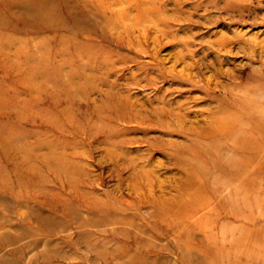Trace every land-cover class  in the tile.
<instances>
[{
  "label": "rangeland",
  "instance_id": "obj_1",
  "mask_svg": "<svg viewBox=\"0 0 264 264\" xmlns=\"http://www.w3.org/2000/svg\"><path fill=\"white\" fill-rule=\"evenodd\" d=\"M4 1L0 264H264V143L247 148L262 136L247 122L222 138L205 133L264 108V0H137L141 19L135 3L107 0L128 11L123 32L109 30L100 0ZM79 62L88 98L41 86L48 65L76 88ZM30 64L34 87L23 80ZM209 144L206 162L191 154ZM191 162L207 173L197 172L186 211L168 208Z\"/></svg>",
  "mask_w": 264,
  "mask_h": 264
},
{
  "label": "bare ground",
  "instance_id": "obj_2",
  "mask_svg": "<svg viewBox=\"0 0 264 264\" xmlns=\"http://www.w3.org/2000/svg\"><path fill=\"white\" fill-rule=\"evenodd\" d=\"M100 2H101V5L100 6L103 9H106L105 10L106 11V14H107L106 22H107V25L109 27V30H112L111 28H121V30H119V31L120 32H123L122 31V28L125 26V24L124 23H120V21H121L120 18H122V17H128V11H126L125 8L124 9L122 8V10H120V11H114L113 8H111V3H109L107 0H100ZM122 2H126V4H130V5H132L134 3L136 5H138L137 6V8H138V14H137L136 18L137 19H141V16L143 17V11L144 10H143L142 7H140V2L141 1H137V0L136 1L135 0H122ZM15 3H17L15 0H5L3 2L4 6H8V7H9V5H13V4L15 5ZM21 3L22 4H20V5H22V7L23 6L27 7L28 4H29V2H26V1L25 2H21ZM30 3L31 4H35L33 2H30ZM42 3L44 4L43 1H42ZM30 6H31V8L33 7L35 13L37 11H39V15H43V12L40 9H38V8H40L39 6H37V5H34V6L33 5H30ZM28 15L30 16V18H32L33 13L32 14H28ZM112 15H114V16H113V20L111 21V16ZM42 18H44V17H42ZM21 19L24 22H29L32 27H35V28L38 27V29H41V30H48L49 29V25L46 24V22H48V21L45 20V18L42 19V20L37 21V20L27 19L26 18V15H25V16H21ZM128 26H129V28H134V27H138V24L134 21V22L129 23ZM46 28H48V29H46ZM127 29H128V27H127ZM96 34L98 36H100L102 33L98 31ZM108 38H110V37H108ZM88 41L89 40H87V44L84 43L85 40H84V42L80 41L79 45L77 46L78 55H80V54L82 55V53H84V50L87 49L86 46L89 45L88 44ZM91 42H93V41L91 40ZM74 52H75V50H74ZM97 54H90V56L88 57V62H89V64L93 68H95L96 65H97V60H96L97 59ZM37 57H38V60L41 61V63L46 64L45 63L46 61H45V58L44 57H39V56H37ZM27 58L31 60V59H34L35 57H34V54H33L32 56L27 57ZM31 65L32 64H30L26 68V76H25V78H23V80L27 83V85H29L31 87H34L35 86V83H34L32 77L35 76V75H39L40 76V74ZM47 66H45L42 69V72L45 74V76L42 75V78H43L42 81L45 84V85L44 84L41 85L42 87L46 86L48 84V82H54V85H55L54 87H56L59 90H65L66 93H67V95L72 96V94H73V96H74V93L75 94L78 93L79 96L82 97V98H88L89 97V94L91 92V88L93 90V87H90L88 85V79L87 78L85 79V76H84V73H83V70L84 69L82 67V63H80V62L78 63V74H79L80 79H79V83L76 82V83H78V84H76L77 87L75 86L76 88H74V86L71 85V81L68 80V79H60L58 77H57V79H54L53 76H55L57 74H60V73L57 72V71H54L55 74L54 75L51 74V73H53L52 72L53 70L51 72H49ZM60 77H61V75H60ZM106 96L107 97L110 96V98L112 100L113 94L112 93H107ZM233 101H236L238 104L239 103H242V104L243 103H246L245 101H242L241 102L240 100H234V99H233ZM112 102L111 103L109 102L110 104H108V106H107L106 109H109L110 108V110H111V108L114 107V108L117 109L115 111V113H114V116H117L118 118H124L125 114L122 111H120V109H118L119 106L116 103L113 104ZM116 105H117V107H115ZM105 107L106 106H102L101 104L100 105H95V107L93 108V111H94V113L97 116L98 115L100 116V114L102 112H105L106 111L104 109ZM228 110H231L230 107L228 108ZM241 111H242L241 112L242 113L241 116L244 117V119L243 118L240 119V118L232 117V115H233L232 113H230V114L227 113V116H226V112H225V113H223V116L222 117H224V116L230 117L231 116L232 118L231 119L229 118V120H223V119H219V118L216 119L215 121H213V122L210 123V126L206 129L205 133L211 139H218L221 136H226V135L233 134L236 131V129H237V127H238L239 124H241L242 122H247V123L252 124L253 125L252 127H254V129L258 130V132H260V135L262 136L261 139L260 138H255L254 140L252 139L254 141L253 145L251 146L249 144L250 147H247V148L248 149H253V147L256 148L259 145H262L264 143V108L261 111H259V107L258 108H255L253 110V112H254L253 114L252 113H249L247 110H241ZM235 112H239V111L236 110ZM175 115H176L177 118L179 117V114L178 113L175 114ZM107 117L108 118L102 117L104 120H107V122H105L102 119V121L104 123H108L109 116H107ZM237 140H240V138H238ZM211 146L212 145L209 144L208 147H202V149H199L198 147L196 149L191 148L190 149V150H192L191 151V154L194 155V156H196L197 158L203 159V161L206 162V159L204 157L209 154L208 152L212 151V147L213 146L212 147ZM211 159H213L212 163L215 164L216 158L213 157V158H210V160ZM257 159H258L257 157L253 156V157L249 158L247 160V162L249 164L250 163L251 164H255V162H257ZM258 164L259 163H257L255 166H257ZM14 165H16V164L14 163ZM181 165H183V164H181ZM208 169H209V167H208ZM200 170L203 171L204 173L205 172L207 173L206 165L204 164V165H202V166H200L198 168V166L196 165V163H193V162L188 163V165L186 167V176H185L184 182L180 186H178V188H179L178 189L179 195L177 197L173 198V199L165 200V202H164V203H166V206L168 208L169 207L172 208V207H176L177 206V208L179 209L180 212H184V211H186L188 209V204H191L192 201H193V198H194L193 197V194L190 193L189 189H191L194 185H197V172L200 171ZM173 215H181V213H179L178 211H176V213H173ZM171 218H172L171 220L174 221L176 219V216L174 218L172 216ZM236 240L238 242L241 241V239H239V238H237ZM186 245L190 246L189 244H186ZM219 249H222V248L219 247ZM207 252L208 253L216 252V249L213 248V249H211V251H207ZM229 253H230V250H228L227 254H229ZM214 260H215V258L211 259L210 263L211 264H214L213 263Z\"/></svg>",
  "mask_w": 264,
  "mask_h": 264
}]
</instances>
